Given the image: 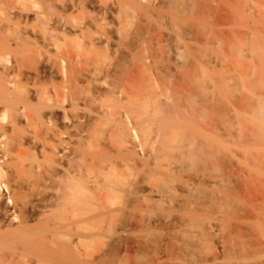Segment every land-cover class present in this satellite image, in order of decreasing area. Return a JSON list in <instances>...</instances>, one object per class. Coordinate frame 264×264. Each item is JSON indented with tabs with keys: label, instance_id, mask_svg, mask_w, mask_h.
<instances>
[{
	"label": "bare ground",
	"instance_id": "6f19581e",
	"mask_svg": "<svg viewBox=\"0 0 264 264\" xmlns=\"http://www.w3.org/2000/svg\"><path fill=\"white\" fill-rule=\"evenodd\" d=\"M0 264H264V0H0Z\"/></svg>",
	"mask_w": 264,
	"mask_h": 264
},
{
	"label": "rangeland",
	"instance_id": "374dc122",
	"mask_svg": "<svg viewBox=\"0 0 264 264\" xmlns=\"http://www.w3.org/2000/svg\"><path fill=\"white\" fill-rule=\"evenodd\" d=\"M41 1L44 2V0H41ZM31 10L32 11L29 12V13H31V14H29L30 15L29 27L33 28L34 25L37 24L36 23V21H37L36 17H33V16H36L35 12H34L36 9L33 10L32 6H31ZM77 13L78 12H76L74 15H77ZM115 16H114V19H115L116 23H114V24L112 23V25H111L112 32H113L112 33V41H111L112 43H110L109 45L108 44H100V45L97 46V50L100 51V52L103 51L101 53H105V54L109 55V57L106 59V61H112L113 60V61H116L118 63H124V62H127V60L129 59V53H128V50L126 48H129V47L133 48L136 45H138L139 42H138V38L132 39L131 37H127L126 36L125 32L122 30V24L120 22L121 21L120 20L121 17L120 16L117 17V15H115ZM30 22L31 23L35 22L36 24L33 23L31 25ZM76 37L75 36L74 37L71 36L70 39H74ZM171 38L172 39H167V40L165 39L163 41H161V40L156 38V39H154L152 41L148 40L146 42V45L149 47V50L153 53L154 56H156V60L157 61H167L166 58H168V57H170V60H171V58L176 57V51H177L176 48H181V49L189 48L190 49V53H192V54H194L196 56L195 57L196 60L194 59V61H199V62H197L198 67H203V68L207 69V71H209V72L211 71L212 73L216 72L218 75L222 74L221 69H223V67H224L223 65L225 64V61H224L225 58L224 59H221V58L219 59V56L216 57L215 54L219 53V51L217 49L213 48L212 45L205 48V47H201L200 46V42L191 40L189 42V44H188L189 47H186V45L184 43L177 42L175 40L176 37L172 36ZM130 40H132V41H130ZM60 42H61L60 43L61 45L65 44V42L62 41V40ZM116 47L118 49H116ZM62 48H63V46H62ZM201 48H203L204 50H208V52H209L208 54H210V56H208L206 59H200L198 57L197 53H198L199 49H201ZM109 49H111V52L108 51ZM51 52L53 53L54 51H51ZM229 58L231 60L233 57L231 58L229 56ZM174 61H176V60H174ZM213 67L216 68L215 71H213L214 70ZM173 73H176V71L174 70ZM55 80L56 81L61 80L60 76L58 75L55 78ZM204 85H206V83H200L201 87H203ZM84 86H85V84H81V86H80L82 88L81 90H84ZM195 86H197V85L195 84ZM188 93L189 92H187V94ZM66 112H67L68 116H71V115H73L75 113V110L72 107L68 106V108L66 109ZM70 113H72V114H70ZM59 116L60 117L62 116V118H63L64 117V112L60 113ZM221 131L223 132L224 130L222 129ZM203 180L208 185L207 186L208 188H211V187H213L215 185V181L213 179H211L208 175H204L203 176Z\"/></svg>",
	"mask_w": 264,
	"mask_h": 264
}]
</instances>
